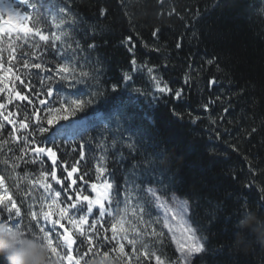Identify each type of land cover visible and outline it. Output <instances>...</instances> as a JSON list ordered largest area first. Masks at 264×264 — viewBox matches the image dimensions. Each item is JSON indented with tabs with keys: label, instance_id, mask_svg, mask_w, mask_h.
Here are the masks:
<instances>
[{
	"label": "trees",
	"instance_id": "16d2710c",
	"mask_svg": "<svg viewBox=\"0 0 264 264\" xmlns=\"http://www.w3.org/2000/svg\"><path fill=\"white\" fill-rule=\"evenodd\" d=\"M32 2L40 6L38 13L33 11V18L39 15L41 31L50 39L42 42L36 37L35 41L25 44L23 51L30 54L26 58L32 62L48 61L47 66L52 68L51 61L63 62L53 49L63 47L67 51L70 45L76 55L71 67L75 69V76L83 81L67 90L54 85V95L48 98L47 107H60L55 91L62 92L65 102L93 99L84 112L69 116L67 121L60 120L51 126L45 123L49 128L46 133L40 134L34 125L31 127V131L36 132L37 143L43 142L41 146L53 147L57 152V176L65 180L64 167L70 170L79 161L74 187H82L83 195L94 196L90 184L98 183L96 165L106 167L104 175L113 184L112 212L123 213L126 190L133 207L139 200L144 207V221H151V227L163 232L162 242L150 236H144L143 242L166 264H181L180 256L171 234L162 227L163 218L155 201L146 193L148 188L155 189L167 200L177 196L188 202L190 223L205 246V251L196 254L191 264H264V192L261 191L264 189V13L261 12L264 0ZM57 5L67 7L77 20L74 27L65 26L71 35L64 39L63 45L51 40V34L58 31L50 23ZM101 9L107 10L104 15ZM27 26L33 27V23L30 21ZM129 36L132 40L125 45ZM34 43L40 47H33ZM90 44L96 47L89 48ZM133 44L135 50L130 53L128 48ZM42 53V60L37 61ZM17 55L19 58V50ZM133 58L137 65L154 68L152 75L161 80V87L167 84L173 93L158 92L146 69L133 71ZM208 60L214 63L208 64ZM81 71L91 76L80 77ZM126 72L132 75V81L123 80ZM36 73L33 69L30 86L33 92L44 93L49 85L41 81L55 73L39 76ZM186 76L188 83H185ZM213 79L216 83L210 84ZM114 84L118 85L115 90ZM17 88L27 92L19 82ZM134 88L141 91L134 92ZM180 89H183L182 98L177 99L174 92ZM4 98L0 95V101ZM15 103L21 104V113L33 111L26 102ZM204 104L208 107L204 108ZM37 107L43 116L44 106L37 102ZM225 108L228 110L224 111ZM9 110L17 111L13 105H9ZM85 114H95L98 119L86 130L57 136L55 143L49 141L57 128ZM10 131L11 125L5 124L0 139L8 138ZM113 141H116L115 147ZM128 144H133L134 150L128 148ZM81 145L83 160L79 155ZM8 147L13 148L15 155H21L18 145L12 143L0 151V156L12 157ZM32 156L29 153L24 159L30 160ZM101 156L105 159L100 160ZM4 168L0 165V174L5 176L27 223L30 219L28 205L33 204L38 211L42 194V189L31 185L29 180L36 179L41 170L50 171L51 160L45 157L43 164L21 162L16 169L19 174L16 179L12 178L10 168L3 171ZM26 173L28 180L23 178ZM85 173L88 184L79 180ZM48 182L59 191L70 184L71 178L63 185L51 181L50 177ZM238 197L246 198V210L241 207L244 200ZM61 202H66L64 193ZM97 217L98 210L94 209L89 224ZM128 219L136 223L131 211ZM157 220L161 222L156 223ZM108 227L106 216L103 227L97 225L100 236L94 235V243L99 248L94 264H122L114 259L115 253L109 251L114 242L103 241L104 228ZM57 231L62 232V229L57 226ZM73 234L79 245L83 238L75 229ZM108 235L111 236L110 231ZM53 241L63 247L55 233ZM75 247L74 255L77 254ZM136 247L139 250L141 245ZM86 248L85 245L80 251ZM131 249L132 245L125 242V251L131 254ZM106 251L108 258L103 257ZM91 258L92 254L86 257ZM0 264H7L6 257L0 259ZM133 264H140L135 254ZM144 264H156V261L152 259Z\"/></svg>",
	"mask_w": 264,
	"mask_h": 264
},
{
	"label": "snow or ice",
	"instance_id": "6c2138e0",
	"mask_svg": "<svg viewBox=\"0 0 264 264\" xmlns=\"http://www.w3.org/2000/svg\"><path fill=\"white\" fill-rule=\"evenodd\" d=\"M163 2V0H160ZM39 5L32 0H0V95L5 98L0 101V135L2 130L5 128V124L11 125V131L8 134V138L0 139V151L12 143L18 145V150L21 155H15L13 148L8 147L7 151L12 152V157L7 155L0 156V165H4L3 171L11 169V175L13 179H16L19 174L16 173V169L20 167L21 162L24 164H35L40 162L43 164L45 157L51 160V170L39 172V176L36 179L29 180L31 185L37 186L42 189V194L39 198V210H35L33 204H29L30 209L27 216L30 218L25 223L22 217V209L17 205L15 199L9 190L8 184L5 182V176L0 174V218L7 220L9 223L26 229L30 234H38V237L47 245L49 250V259L54 264H94L95 256L99 255V248L94 243V235L100 236V232L97 231V225H101L105 222V217H108L109 227L104 228L103 241L105 243L114 242V246L110 248V252L115 253L114 259L119 260L122 264H133V254L135 259L144 264V261H151L155 259L156 264H166L165 260L161 256L156 255L155 251L149 248V245L143 242L144 236H150L155 239H159L162 242L163 232H157L154 227H151V221H144V207L137 200L135 207L131 204V199L126 190L125 195V208L122 214L115 215L111 210L112 200V189L113 184L109 182L108 178L104 175L107 171L106 167L96 165L95 178L98 183H91L90 189L94 196L83 195L84 189L82 187L77 188V179L74 178V174L79 172V168L76 164L71 166L68 170L64 167L66 172L65 180L71 178V182L67 187H61V190L57 191L53 188L52 183L48 182L49 177L51 181H55L58 185H63L65 180H61L57 176L55 166L57 164V152L53 147L41 146V143H37L34 139L36 132L31 131V127L34 125L36 130L40 133H46L49 131L48 127L44 124L51 126L58 123L60 120L67 121L69 116H75L77 112H84L88 105L93 103V99H69L65 102V98L61 91H55V95L58 98L60 107L52 108L47 107L48 98L54 95V85H59L60 89H73L76 84L82 83L83 81L75 76V69L71 67L73 61L76 60L75 50L68 46V50L65 51L63 47L54 48L56 56L61 57L63 62L57 63L55 60L51 61L53 67L49 68L48 61L43 62H32L29 57V53L23 51L24 45L30 41H35L36 37L39 41L48 42L50 37L41 31L39 24V15L33 18V11L39 12ZM106 9H101V15H104ZM264 13V8L261 9ZM7 16V19H5ZM33 23V27H28L29 22ZM50 23L52 27L57 29V32L51 34V40L53 42H60L63 45L64 39L71 35L70 32L65 30V26L71 28L77 24L76 18L69 12L67 7H61L59 5L55 8V14L51 16ZM158 31V30H157ZM156 33H153L155 36ZM132 37L129 36L125 45L131 42ZM19 41V43H17ZM33 47L39 48L40 45L34 43ZM146 46V45H145ZM177 48L180 44L177 43ZM96 45L90 44L89 48H95ZM19 50V58H18ZM135 45L128 48L130 53H134ZM158 51V49H157ZM68 52L72 55L69 56ZM6 53V56H5ZM31 55H35L32 53ZM43 53L38 56L37 61H41ZM87 60V57L84 58ZM208 64H213V60H208ZM133 71L137 69H146L150 79L154 82L156 90L160 93H173V89L169 88L167 84L161 87V80L156 76L152 75L154 68L147 67L146 65H137L135 58L131 60ZM20 69H24L23 72ZM37 70V76L40 73H55V75H47L41 81L48 82L44 93H35L30 86V80L32 77V70ZM80 77H90L91 74L87 71H81ZM133 77L129 73L123 74V80L126 82L132 81ZM28 80L29 83L25 81ZM17 82L22 85L27 92H21L17 88ZM185 83H188V77L185 78ZM210 84H215V79L209 81ZM113 90L118 85L114 84ZM132 91L139 93V88H134ZM183 89L176 90L174 95L177 99L182 98ZM44 96L45 98H41ZM95 96V93L93 94ZM155 99V97H154ZM15 102H26L28 106L33 108V111L29 114L28 112L21 113L19 108L20 103ZM44 106V115H40V107ZM215 103V101H213ZM9 105H13L17 111L9 110ZM204 108L208 105L204 104ZM228 109L225 108L224 111ZM178 115V114H177ZM19 117V119H17ZM98 117L95 114H85L80 117L79 120H74L71 124L61 125L56 131L49 137V141L55 143L57 136L69 135L75 131L86 130L87 127L92 125ZM195 119H199L196 117ZM215 123V121H213ZM255 131V129H253ZM18 133H21L18 135ZM26 133V134H25ZM33 137L30 139L29 137ZM115 147L116 141L112 142ZM128 148L134 150L133 144H128ZM32 153L33 156L30 160H25V156ZM81 160L84 159L83 145H81V151L79 153ZM103 156L100 160H104ZM64 162H62L63 164ZM134 167H136L134 165ZM87 173L80 175L79 180L84 184H88L85 181L84 176ZM25 180L29 179V175L26 173L23 177ZM15 187L19 188V184ZM264 192V189L261 190ZM71 192V195L68 193ZM62 193L65 194L64 203L61 202ZM146 193L150 195L151 200L155 201L157 208L163 209L164 216L162 219V227L166 228L171 234V240L175 242L178 252L180 253V261L182 264H191V258L193 255L202 253L205 251L204 243L202 238L197 236L196 230L191 227L188 223L186 216L188 214V202L186 200H180L175 196H172L173 203L168 204L166 200L156 194V190L148 188ZM74 197V198H73ZM243 199L244 202L241 204L242 208L246 210V198L238 197ZM264 199V197H262ZM119 202H117V208ZM98 210V217L89 224V216L93 214V210ZM131 211L132 217L136 223L128 219V213ZM79 213H85L79 215ZM62 221H66L67 225H71L69 228ZM33 222L35 228H33ZM161 221L157 220L156 223ZM57 226L62 229V232L57 231ZM87 226V227H85ZM73 229L79 237V245L77 244V236L73 234ZM150 229V230H145ZM111 232V236L108 232ZM55 233L56 238L62 243L63 247H58L54 244L53 234ZM203 239H206L203 238ZM125 242L128 245H132L131 254L125 251ZM140 244L141 247L138 250L136 245ZM87 246L86 251L81 252L80 249ZM74 246L76 255L73 254ZM94 249L96 251L94 252ZM66 250V251H65ZM92 254L91 259H86ZM104 258L109 257V252L103 253ZM143 257V260H141ZM3 260V256H0Z\"/></svg>",
	"mask_w": 264,
	"mask_h": 264
},
{
	"label": "clouds",
	"instance_id": "9594fccd",
	"mask_svg": "<svg viewBox=\"0 0 264 264\" xmlns=\"http://www.w3.org/2000/svg\"><path fill=\"white\" fill-rule=\"evenodd\" d=\"M0 256L7 264H54L47 245L26 229L0 219Z\"/></svg>",
	"mask_w": 264,
	"mask_h": 264
},
{
	"label": "rangeland",
	"instance_id": "374dc122",
	"mask_svg": "<svg viewBox=\"0 0 264 264\" xmlns=\"http://www.w3.org/2000/svg\"><path fill=\"white\" fill-rule=\"evenodd\" d=\"M0 191H2V189L0 190ZM156 194L158 195V196H160L159 194H158V192L156 191ZM161 197V196H160ZM175 197H177V196H175ZM163 198V197H162ZM178 199H180V200H184V199H182V198H180V197H177ZM164 200H166L167 202H168V204L169 205H171L172 203H173V201H172V199H170V200H167V199H165V198H163ZM158 210L160 211V213H161V216H162V218H163V216H164V212H163V209H161V208H158ZM0 219H2V218H0ZM186 219H187V221H188V223L191 225V227L193 228V226H192V224L190 223V220H189V206H188V214H187V216H186ZM194 229V228H193ZM197 234V233H196ZM174 244H175V242H174ZM175 246H176V244H175ZM177 248V247H176ZM178 251V250H177ZM179 253V252H178ZM196 255V254H195ZM195 255H193L192 256V258L195 256ZM179 256H180V253H179ZM191 258V259H192ZM181 264H182V262H181Z\"/></svg>",
	"mask_w": 264,
	"mask_h": 264
}]
</instances>
